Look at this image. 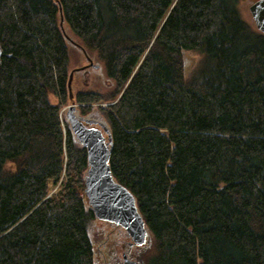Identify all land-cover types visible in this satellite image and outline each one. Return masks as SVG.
<instances>
[{
	"label": "trees",
	"instance_id": "16d2710c",
	"mask_svg": "<svg viewBox=\"0 0 264 264\" xmlns=\"http://www.w3.org/2000/svg\"><path fill=\"white\" fill-rule=\"evenodd\" d=\"M239 1L0 0V264H125L122 227L91 234L69 104L110 133L144 264H264V33Z\"/></svg>",
	"mask_w": 264,
	"mask_h": 264
},
{
	"label": "water",
	"instance_id": "95a60500",
	"mask_svg": "<svg viewBox=\"0 0 264 264\" xmlns=\"http://www.w3.org/2000/svg\"><path fill=\"white\" fill-rule=\"evenodd\" d=\"M249 11L254 26L264 33V0H253ZM62 28V25L60 24ZM72 72L69 76V81ZM70 83V82H68ZM65 117L75 138L85 146L87 169L84 175V193L94 216L120 225L130 238V244L149 242L145 221L135 203L134 195L112 175L108 159L111 136L104 127L88 125L75 113V104H69ZM125 264H139L123 253Z\"/></svg>",
	"mask_w": 264,
	"mask_h": 264
},
{
	"label": "rangeland",
	"instance_id": "374dc122",
	"mask_svg": "<svg viewBox=\"0 0 264 264\" xmlns=\"http://www.w3.org/2000/svg\"><path fill=\"white\" fill-rule=\"evenodd\" d=\"M252 1L253 0H240L239 1V8H240V11L243 17L251 22L253 20L251 17V13L249 11V4ZM66 33L69 36L68 45H69V55H70V62H69L70 69H73L74 67H79V66L89 63L88 57L84 56L83 52L80 50L79 46L77 45L76 38L73 37L72 34L68 30H66ZM89 58L92 59L93 63L98 64L97 59L94 58L93 55H90ZM95 68L94 67L88 68L89 70L88 74H90V76H89V80L84 85L80 83L79 77L78 76L76 77V80H75L76 82L74 84L76 89H94V88H103L104 86L106 87V84H108L110 81L104 75L100 66L95 67ZM53 98L54 97H51L52 101H53ZM94 226L95 227H93L91 234L94 240L97 241L98 237L96 236H98V234L101 233L99 230L101 228L103 230L108 229V225L103 222H99L98 224ZM150 239H151V235H150ZM150 247L151 246L149 244L146 247H144V245L142 244L140 248L134 249V251L136 252L138 256L136 257L142 260V264H144V259L147 257Z\"/></svg>",
	"mask_w": 264,
	"mask_h": 264
},
{
	"label": "flooded vegetation",
	"instance_id": "af4514ba",
	"mask_svg": "<svg viewBox=\"0 0 264 264\" xmlns=\"http://www.w3.org/2000/svg\"><path fill=\"white\" fill-rule=\"evenodd\" d=\"M100 222H103V223H105V224H107V223H109V224H112L111 222H108V221H100ZM114 224V223H113ZM126 234V233H125ZM126 236H127V234H126ZM127 243L125 244L126 246L125 247H128L129 249H127V251H125V253H126V255L129 257V258H131V259H137V254H136V252L134 251V249H136V248H140L139 246H137V245H135V244H130V238L127 236ZM135 246V247H134ZM137 246V247H136ZM131 248H133V254L134 255H130V250H131ZM124 253V252H123ZM122 253V254H123ZM137 256V257H136ZM138 260V259H137ZM140 261V260H139Z\"/></svg>",
	"mask_w": 264,
	"mask_h": 264
}]
</instances>
